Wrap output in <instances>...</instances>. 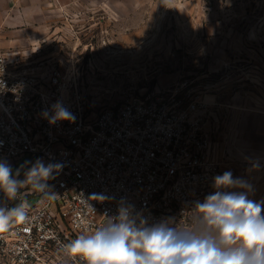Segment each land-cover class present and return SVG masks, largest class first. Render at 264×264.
<instances>
[{
  "label": "built area",
  "instance_id": "1",
  "mask_svg": "<svg viewBox=\"0 0 264 264\" xmlns=\"http://www.w3.org/2000/svg\"><path fill=\"white\" fill-rule=\"evenodd\" d=\"M57 102L74 122L49 123ZM209 115L200 95L132 97L96 111L54 63L21 64L0 52V160L28 158L24 175L37 159L63 165L47 182L54 199L27 185L2 200L25 203L27 219L0 232V264H85L65 245L103 226L122 200L150 224L178 223L224 173L227 151Z\"/></svg>",
  "mask_w": 264,
  "mask_h": 264
},
{
  "label": "rangeland",
  "instance_id": "2",
  "mask_svg": "<svg viewBox=\"0 0 264 264\" xmlns=\"http://www.w3.org/2000/svg\"><path fill=\"white\" fill-rule=\"evenodd\" d=\"M0 52L54 63L96 111L200 95L222 170L264 200V0H0Z\"/></svg>",
  "mask_w": 264,
  "mask_h": 264
},
{
  "label": "clouds",
  "instance_id": "3",
  "mask_svg": "<svg viewBox=\"0 0 264 264\" xmlns=\"http://www.w3.org/2000/svg\"><path fill=\"white\" fill-rule=\"evenodd\" d=\"M49 123L74 122L73 114L57 102ZM47 118L48 112L43 113ZM258 167V165H253ZM63 165L45 164L42 159L19 180L11 166L0 160V192L7 201L16 200L22 186L54 199L47 183L56 178ZM215 191L203 202L196 201L191 210L174 219L150 224L134 205L122 200L117 214L95 231L81 234L65 245L67 254L85 264H264V200L249 198L251 185L234 178L230 171L213 178ZM243 189V191H224ZM188 213V218L184 219ZM27 205H0V232L12 223H24Z\"/></svg>",
  "mask_w": 264,
  "mask_h": 264
},
{
  "label": "crops",
  "instance_id": "4",
  "mask_svg": "<svg viewBox=\"0 0 264 264\" xmlns=\"http://www.w3.org/2000/svg\"><path fill=\"white\" fill-rule=\"evenodd\" d=\"M12 170H13V174L16 175L17 171L19 172V175L16 176L17 179L19 180H23L25 178V175L23 174L24 169L26 168V165L28 163V158L24 157L21 158L13 163L11 162H7ZM23 186L20 188L19 191H23ZM5 198L4 194L2 192H0V205H2V200Z\"/></svg>",
  "mask_w": 264,
  "mask_h": 264
}]
</instances>
